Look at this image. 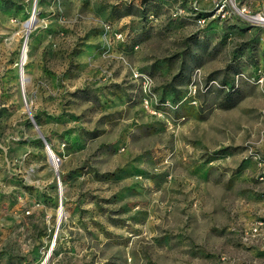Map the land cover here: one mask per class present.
I'll list each match as a JSON object with an SVG mask.
<instances>
[{"label":"rangeland","instance_id":"374dc122","mask_svg":"<svg viewBox=\"0 0 264 264\" xmlns=\"http://www.w3.org/2000/svg\"><path fill=\"white\" fill-rule=\"evenodd\" d=\"M262 14L0 0V264H264Z\"/></svg>","mask_w":264,"mask_h":264},{"label":"bare ground","instance_id":"6f19581e","mask_svg":"<svg viewBox=\"0 0 264 264\" xmlns=\"http://www.w3.org/2000/svg\"><path fill=\"white\" fill-rule=\"evenodd\" d=\"M239 11H240V9H239ZM241 12V11H240ZM35 17V14H32L26 21H27V24L25 25L24 24V26H26V27H29L30 26V24H31V21H32V19ZM25 47H26V45L24 44V47H23V51H22V61H23V59L25 58V50H27V49H25ZM25 82H27V76L26 75H24V78H23V83H25ZM48 152V151H47ZM49 152H50V154L52 155V154H54L53 153V151H52V149L51 150H49ZM50 154H48L49 155V157H50ZM50 162H51V165L53 166V168L57 165L58 166V162H56V159H54V160H50ZM57 168V167H56ZM55 168V169H56ZM63 209V208H62ZM61 208H58V211H57V213H58V215L61 217L63 214H64V212H63V210H62ZM44 261V262H43ZM42 261V263L41 264H44L45 262H46V260H43Z\"/></svg>","mask_w":264,"mask_h":264},{"label":"built area","instance_id":"2783aa9c","mask_svg":"<svg viewBox=\"0 0 264 264\" xmlns=\"http://www.w3.org/2000/svg\"><path fill=\"white\" fill-rule=\"evenodd\" d=\"M256 20H259L261 22H264V14L262 15H257L255 16ZM261 224H264V222L257 221L251 228V236H256V235H264L261 233ZM262 238H264V236H262Z\"/></svg>","mask_w":264,"mask_h":264},{"label":"water","instance_id":"95a60500","mask_svg":"<svg viewBox=\"0 0 264 264\" xmlns=\"http://www.w3.org/2000/svg\"><path fill=\"white\" fill-rule=\"evenodd\" d=\"M25 24H27V21H25ZM46 147H47V151H48V154H50V152H49V150H51V148H50V146L46 143ZM50 158L52 159V160H54L55 159V156H54V154H50ZM57 161V160H56Z\"/></svg>","mask_w":264,"mask_h":264}]
</instances>
